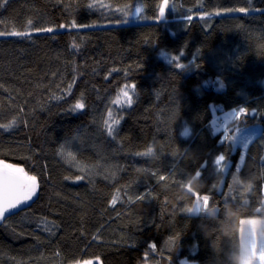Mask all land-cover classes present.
Listing matches in <instances>:
<instances>
[{"label": "trees", "instance_id": "trees-1", "mask_svg": "<svg viewBox=\"0 0 264 264\" xmlns=\"http://www.w3.org/2000/svg\"><path fill=\"white\" fill-rule=\"evenodd\" d=\"M164 2L7 0L0 7L6 33L0 36V124L17 121L0 128V159L39 180L32 205L0 223V264L92 258L95 264H179L182 258L227 264L224 253L235 242L217 233L223 249L217 256L199 228L216 227L206 213L174 236L165 230L168 219L190 214L183 209L202 193L211 195L220 219L225 204L245 199L242 218L264 216L256 212L264 182L251 193L231 184L241 155L242 177L264 173V13L256 10L262 0H167V16L160 18ZM135 3L146 19L123 23L116 10ZM239 7L249 12L228 11ZM73 21L96 26L59 27ZM46 27L56 30L37 31ZM11 31L31 37L7 35ZM172 56L184 67L176 68ZM128 84L133 103H113ZM81 97L85 110L73 112ZM233 108H246L248 115L225 121L223 112ZM109 112L120 120L113 137L104 126ZM250 126L255 135L245 149L237 137ZM149 147L159 153L158 162L137 155ZM220 154L226 156L223 171L215 165ZM197 171L205 187L187 201L181 193ZM148 248L157 260L148 258Z\"/></svg>", "mask_w": 264, "mask_h": 264}, {"label": "snow or ice", "instance_id": "snow-or-ice-1", "mask_svg": "<svg viewBox=\"0 0 264 264\" xmlns=\"http://www.w3.org/2000/svg\"><path fill=\"white\" fill-rule=\"evenodd\" d=\"M7 0H2L0 2V7L3 6L4 3H6ZM167 3V0H165ZM95 5L93 3H90L88 5L89 8H93ZM102 7H107L106 5H101ZM117 11L121 12V14L125 17V19L122 21L123 23L126 22V19L133 14V11L135 15H137L141 20L146 19V17L141 16V12L143 9L141 7H134L130 11H126L124 9H118ZM228 11H237L240 13H248L249 8L247 7H239L234 9H229ZM160 18H163L165 16V9L163 7L159 10ZM191 19V17H189ZM29 26H31V22H29ZM96 25H77L74 21L71 25H60V28H80V27H95ZM56 29L53 27H46L43 29H37V31H44L52 33ZM6 35L5 32L0 31V36ZM7 35L11 36H17V37H31V33L28 31H11L7 33ZM72 47L74 49H79L80 45L73 43ZM172 60L176 61V68L181 69L184 67L182 63L179 62V56H172ZM69 89H71L72 85L70 84ZM134 87V86H133ZM123 96L126 98L127 105L132 104V97L129 95L128 91L121 90ZM55 99H60V97H55ZM121 101L119 99L113 101V103H120ZM85 103L83 102V98L77 100V102L72 106V111H82L85 110ZM249 110L246 108H240L238 110H234L232 113L226 117L225 121L229 119L230 116H235L236 119H239L240 117H245L248 115ZM108 119L104 120V126L105 130L107 132V135L109 137H113L114 132L116 129L114 128V125H118L120 123L119 119H113L112 113H108ZM17 123L16 119L13 118L9 123L7 124H0V128H3L5 130L13 127ZM228 141H233L235 139L234 136H227L225 137ZM250 142V140H249ZM245 149H247L248 144L245 143L244 145ZM154 149L152 147H149L145 152L137 153L138 156H150L153 153ZM61 154H64L63 147L61 148ZM72 160H75V157L72 156V154L69 152L67 154ZM240 161L242 164L245 163V155H241ZM215 165L219 171H223L226 166V156L224 154H220L215 159ZM237 168H240V165H237ZM81 171L83 172L84 169L81 168ZM197 175H200L199 171L196 172ZM160 180H165V177L160 176ZM190 187V186H189ZM39 188V182L37 179V176L35 175H29L28 172L25 171L24 168L18 167L16 165L5 163L4 161H0V221H3L5 219V213H10L12 209H17L20 205H26L28 201L32 200V198L37 194ZM143 199V197H140ZM225 199H235V197L231 195H225ZM203 201L204 206L206 207L209 202H212V197L208 193H202L200 195L195 196L194 203L192 207H189L187 209H183V211H187L188 213L194 212V211H201L200 203ZM115 202V200L113 201ZM261 207H256V212L261 213L264 212V201L261 202ZM248 220L250 223H255L256 220L253 218L249 220L248 218H241V225L245 223V221ZM45 223V230L51 232L52 226L48 224V222ZM152 249H155L156 246L150 245ZM258 259L260 261V264H264V246H261L260 251L257 253ZM84 264H91V261H85Z\"/></svg>", "mask_w": 264, "mask_h": 264}, {"label": "clouds", "instance_id": "clouds-1", "mask_svg": "<svg viewBox=\"0 0 264 264\" xmlns=\"http://www.w3.org/2000/svg\"><path fill=\"white\" fill-rule=\"evenodd\" d=\"M224 86L223 82H221L220 87L224 88ZM148 157L150 163H156L160 159L157 151H153ZM189 158L195 159V154L190 153ZM239 165L240 167L243 165L241 161ZM258 180L264 182V173L257 175L252 172L249 176L242 177L240 175V168H237L231 176V184L233 188L238 189L243 193H251ZM185 183L190 185V189L183 191L181 195L187 201L192 200L194 191H202L205 187L200 180V175L197 174L189 176ZM223 184L224 180L223 178H220L216 181L215 187L219 189ZM170 195L173 199L175 198L174 191ZM199 203L201 207L200 212L206 213L210 220L216 224L215 228L203 223L199 225L205 238L210 241L213 252L216 253L217 256H220V253L223 252L219 242H215L216 234L220 233L223 237L235 242L230 250L224 253L227 264H260L257 253L260 251L261 246H264V216H260L254 224L246 220L245 223L241 225L240 220L246 215L247 205L249 204L247 199L241 204H225L223 206L222 219L218 218V208L215 203L209 202L206 207L204 206L203 201ZM173 211H175V209H173ZM181 264H190V262L184 260L181 261Z\"/></svg>", "mask_w": 264, "mask_h": 264}, {"label": "rangeland", "instance_id": "rangeland-1", "mask_svg": "<svg viewBox=\"0 0 264 264\" xmlns=\"http://www.w3.org/2000/svg\"><path fill=\"white\" fill-rule=\"evenodd\" d=\"M106 5H108V4H106ZM168 5H169L168 2L167 3L164 2L163 3V6H164L163 8H168ZM134 7H141L143 9V11L141 12V16L144 17L143 5L140 4V3H135L133 5H130L128 11H130ZM109 9L111 10V7ZM256 10L259 11V12H263L264 13V0H262L261 4L258 6V8ZM116 12H119V11L116 10ZM166 16H167V12L165 11V17ZM124 19H125V17H124ZM138 20H140V18L137 15H135V13L133 11V14L126 19V22H135V21L137 22ZM230 38H231L230 36L225 38L218 45V47H222V45L225 42H227L228 40H230ZM123 90L124 91H128L129 95L132 97V103H133V101H134V92L132 91L131 84L125 85ZM117 99H119L121 101L120 103H117L118 105H122V104L126 103V98L123 96L122 92H120V94H119ZM234 110H236V109L233 108V109L226 110V111L223 112V115L225 117H228V115L230 113H232ZM253 127L255 128L256 134H258L262 130L261 124H258V125L253 126ZM253 127L250 126V127L245 128L244 130L241 131V133L237 137V139H238L237 142L240 143L242 145V147H244L245 143L248 144L249 140H251L254 137L255 133H254ZM199 213H200V211L199 212L194 211V212H191L188 215L171 216L168 219V222H167L166 227H165L166 232L169 235H171V236H174V235L178 234L179 232H181L185 228H187L192 223V221L196 218V216ZM248 219L251 220V218H248ZM145 253L149 256L148 258L153 259V260H157L158 257H159V255H157V254L153 253L152 251H150L149 248L146 249ZM184 260L190 262V264H199L197 260L190 259V258H182L179 261V264H181V261H184ZM85 261H91V264H95V263L99 262L98 259L92 258V259L82 260V261H80L79 263H76V264H84Z\"/></svg>", "mask_w": 264, "mask_h": 264}, {"label": "water", "instance_id": "water-1", "mask_svg": "<svg viewBox=\"0 0 264 264\" xmlns=\"http://www.w3.org/2000/svg\"><path fill=\"white\" fill-rule=\"evenodd\" d=\"M0 161H4L5 163H10V162L5 161V160H2V159H0ZM10 164L16 165V166H18V167H22V166H20V165L14 164V163H10ZM22 168H23V167H22ZM25 171H26V170H25ZM26 172H28V171H26ZM28 173H29V172H28ZM29 175H32V174L29 173ZM37 179H38V178H37ZM38 182H39V180H38ZM38 191H39V188H38ZM38 191H37V194H38ZM37 194L32 198V200L28 201L26 205H20V206H18L17 209H12L10 213H5V219H6L8 216L13 215V214H15V213H17V212H20V211H22V210L28 208L30 205H32V203L34 202V200H35L36 197H37ZM1 222H2V221H0V223H1Z\"/></svg>", "mask_w": 264, "mask_h": 264}, {"label": "bare ground", "instance_id": "bare-ground-1", "mask_svg": "<svg viewBox=\"0 0 264 264\" xmlns=\"http://www.w3.org/2000/svg\"><path fill=\"white\" fill-rule=\"evenodd\" d=\"M237 141H238V139H237ZM255 218H259V217H255ZM147 264H153V263H147Z\"/></svg>", "mask_w": 264, "mask_h": 264}, {"label": "crops", "instance_id": "crops-1", "mask_svg": "<svg viewBox=\"0 0 264 264\" xmlns=\"http://www.w3.org/2000/svg\"><path fill=\"white\" fill-rule=\"evenodd\" d=\"M251 141V140H250ZM251 219H253V218H251ZM255 220H257L258 218H254Z\"/></svg>", "mask_w": 264, "mask_h": 264}]
</instances>
